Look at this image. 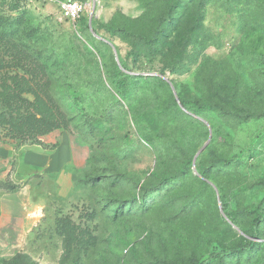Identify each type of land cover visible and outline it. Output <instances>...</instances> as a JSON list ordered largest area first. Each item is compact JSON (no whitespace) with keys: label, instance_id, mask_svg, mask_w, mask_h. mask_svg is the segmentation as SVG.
Returning <instances> with one entry per match:
<instances>
[{"label":"rangeland","instance_id":"374dc122","mask_svg":"<svg viewBox=\"0 0 264 264\" xmlns=\"http://www.w3.org/2000/svg\"><path fill=\"white\" fill-rule=\"evenodd\" d=\"M63 1L0 0V139L81 157L0 264H264V0Z\"/></svg>","mask_w":264,"mask_h":264},{"label":"crops","instance_id":"0c3cea01","mask_svg":"<svg viewBox=\"0 0 264 264\" xmlns=\"http://www.w3.org/2000/svg\"><path fill=\"white\" fill-rule=\"evenodd\" d=\"M47 142L51 147H16L0 139V180L12 179L17 185L13 190L0 189V249L4 252L29 240L47 207L71 198L81 167L80 146L68 135Z\"/></svg>","mask_w":264,"mask_h":264},{"label":"built area","instance_id":"2783aa9c","mask_svg":"<svg viewBox=\"0 0 264 264\" xmlns=\"http://www.w3.org/2000/svg\"><path fill=\"white\" fill-rule=\"evenodd\" d=\"M83 10L84 3L80 0H66L60 4L61 16L71 21L79 19Z\"/></svg>","mask_w":264,"mask_h":264},{"label":"trees","instance_id":"16d2710c","mask_svg":"<svg viewBox=\"0 0 264 264\" xmlns=\"http://www.w3.org/2000/svg\"><path fill=\"white\" fill-rule=\"evenodd\" d=\"M201 107H202V105H200V106H198V108H199V110H202L201 109ZM6 181V180H5ZM2 181L0 180V185H2V183H1ZM1 187V186H0ZM4 188H8V187H6V186H3ZM17 188V185H13L11 188H9V189H11V190H13V189H16ZM255 245H256V242L255 241H250V242H248L247 244H246V247H244V249H246V248H254L255 247ZM26 258H28V256H26V255H24V254H22V253H18V254H16L12 259H11V261H10V264H23L24 262H23V259H26ZM193 264H202V263H200L198 260H193Z\"/></svg>","mask_w":264,"mask_h":264}]
</instances>
